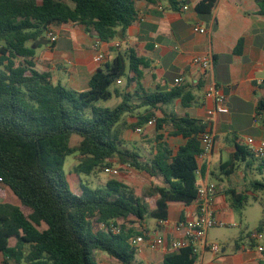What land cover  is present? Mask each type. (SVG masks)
Masks as SVG:
<instances>
[{"label":"trees","instance_id":"obj_1","mask_svg":"<svg viewBox=\"0 0 264 264\" xmlns=\"http://www.w3.org/2000/svg\"><path fill=\"white\" fill-rule=\"evenodd\" d=\"M139 1L161 0H0V253L14 264H97V251L120 264H143L128 240L144 229L145 217L165 221L171 205L189 206L196 198L199 135L211 128L207 122L164 110L177 99L187 106L194 95L179 86L146 90L141 81L148 63L132 49L98 68L87 90L77 92L53 82L49 71H38L32 61L34 49L27 45L49 27L64 23L84 25L99 40L109 41L117 29L124 31L135 21ZM168 1L173 10L184 2ZM257 2L264 14V0ZM214 7L215 0H200L194 10L209 16ZM242 43L241 38L234 54H240ZM117 80L124 84L110 90ZM204 84L205 79L196 89ZM258 87L264 89V82ZM112 96L121 98L115 107L97 105ZM262 112L260 96L254 113L261 117ZM125 116H134L136 126L154 119L156 131L168 128L169 135L181 136L184 143L173 151L158 134L150 156L142 158L121 140L117 125ZM73 135L79 137L75 145ZM226 153L227 159L217 162L209 177L223 186L230 207L240 211L248 194L233 188L234 180L241 166L243 174L251 170L257 156L237 136L229 139ZM69 155L77 161V174L90 175L116 164L157 177L161 184L142 189L139 195L114 178L101 187L80 184L71 190L63 171ZM260 160L261 175L264 158ZM247 188L264 193V179L248 180ZM5 189L18 206L10 203ZM118 219L123 224L115 234L109 225ZM253 232L264 233V219ZM195 260L187 247L165 252L162 264H195Z\"/></svg>","mask_w":264,"mask_h":264},{"label":"crops","instance_id":"obj_2","mask_svg":"<svg viewBox=\"0 0 264 264\" xmlns=\"http://www.w3.org/2000/svg\"><path fill=\"white\" fill-rule=\"evenodd\" d=\"M183 1L178 10L169 8L168 0L157 3L137 2L135 21L124 31L117 29L116 36L109 41L99 40L96 33L84 25L64 23L51 27L57 35L54 43H50L47 36H42L37 41L29 42L28 46L34 49L32 61L38 71H49L53 82H60L66 88L75 89L77 92L87 90L94 72L111 63L117 54L124 55L130 49L135 50L138 56L148 63L141 81L146 90H170L179 86L195 96L187 106H182L177 99L165 106L164 110L208 123L214 136V143L210 152L197 161L199 168L197 184L214 183L209 177L211 168L217 162L227 159L226 149L230 138L225 134L223 126L231 123L245 104L251 105L254 113L258 98L264 97V89L258 87V84L264 82V14L259 13L257 0H215V7L209 16H200L195 12L194 5L200 0ZM183 5L188 9H182ZM159 6L162 10L158 8ZM194 25L205 28L206 33L194 32ZM241 38L243 39L241 52L234 54L233 51ZM96 41H100L99 48L104 54L100 63L94 62V56L98 51L94 47ZM116 43L119 46L115 47ZM206 55L212 59V68L203 76L204 71L192 64L191 59ZM203 79L204 87L196 89ZM210 79H213L225 94L228 113H209L214 103L205 97L204 91ZM121 83L124 84V81ZM122 85L116 84L114 87ZM116 98L121 100L120 97ZM156 116L161 114L157 112ZM261 117H264V112ZM135 122L134 116H125L117 125L122 139H135V135L141 134L135 132L138 126L131 128V124ZM141 127L145 130V140H150L154 134L155 136L162 134L173 151L184 143L181 136L169 135L168 128L156 131L154 125L144 124ZM152 144L154 145L155 141ZM115 165L112 167H116ZM153 178L158 182L157 185L161 184L159 178ZM118 180L124 183L123 179ZM4 193L10 203L16 206L20 204L16 197L14 201L10 199L12 193L8 189H5ZM0 199L1 203L3 199ZM214 207L218 217L235 224L233 220L226 219L232 208L223 189L217 190ZM196 212L194 203L189 206L171 205L164 224L158 225L159 221H156V227L152 230H162L163 227L169 230L177 220L195 217ZM119 220L121 219L116 221ZM144 229L148 230L146 227ZM241 239L234 251H228L226 246L219 253H213L208 249L201 250L202 259L208 252L216 254L213 255L212 261L201 264H264V251L257 250L259 246H264V243L250 240L248 234ZM150 251L145 246L137 251L136 255L142 258L140 262L162 264L165 250L161 248L148 254ZM95 259L97 264H110L103 258ZM0 264L14 263L0 253Z\"/></svg>","mask_w":264,"mask_h":264},{"label":"rangeland","instance_id":"obj_3","mask_svg":"<svg viewBox=\"0 0 264 264\" xmlns=\"http://www.w3.org/2000/svg\"><path fill=\"white\" fill-rule=\"evenodd\" d=\"M46 36V33L43 34ZM28 45V44H27ZM123 83L119 84L122 85ZM69 89V87H67ZM114 85L110 87V90H113ZM75 90V89H74ZM120 99H117L115 96H112L111 99L98 102L97 105L113 108L119 103ZM172 109V108H171ZM136 125L131 124V128L134 129ZM223 130L225 134L228 135L229 138L233 136H237L241 140H245L248 137L252 138H262L264 139V117L256 116L253 113V108L249 104H245V106L241 109V112L237 114L231 123L223 126ZM135 139L127 140L122 139L124 144H127L133 150H136L139 154H141L142 158L149 157L152 151V142L155 139V134L151 136L150 140H145L146 134L143 129L141 134L135 135ZM79 140L78 136L73 135L71 138V145H75ZM261 158H264L262 156ZM260 157H257L256 162L252 166L251 170H246V174H243V166H241L237 172V176L234 180L233 188H235L239 192H246L248 194L247 204L240 211H236L234 209L230 210V214L227 215V220H233L235 222L234 226L225 225V226H215L210 228L207 234V242L208 244H217L219 247V252L221 249L226 246L228 251H234L236 244L240 242L241 237L253 232L260 220L264 219V193L255 192L252 193L248 188V180L250 179H264V173L261 175L257 170V166L262 164ZM77 164V161L74 159V155H69L65 158L63 164V171L66 176V180L69 184L71 190H77L80 184H87L88 186L95 188L101 187L103 184L107 182V180L114 178H120L124 180L127 186L132 187L134 192L139 195L142 189H147L153 185H157L158 182L148 175L145 172H138L129 167H118L119 175L110 176L105 174L102 169L95 171L90 175L77 174L74 171V166ZM264 168V166H261ZM250 171V172H249ZM217 190L220 191L223 188L217 181H213ZM255 195L256 198L253 197ZM15 197H12L10 194V199L15 200ZM1 200V199H0ZM150 203V202H149ZM156 220L150 217H145L142 226L146 227L148 230H152L156 227ZM135 230L137 229L134 228ZM138 230V229H137ZM259 243H264V237L258 241ZM151 254V251L148 252ZM213 255L210 252L206 253V255L201 258L200 251L196 255L195 264H201L205 262H209L213 260ZM95 257L97 259L103 258L106 261H109L110 264H116V260L107 254L97 251L95 252ZM105 257V258H104ZM136 260H142L140 255H136ZM115 261V262H114ZM144 264H148L146 261H143Z\"/></svg>","mask_w":264,"mask_h":264},{"label":"built area","instance_id":"obj_4","mask_svg":"<svg viewBox=\"0 0 264 264\" xmlns=\"http://www.w3.org/2000/svg\"><path fill=\"white\" fill-rule=\"evenodd\" d=\"M158 8L162 10L161 6ZM182 9L187 10L188 7L183 5ZM193 31L200 34L206 33V29L199 25H194ZM45 33L50 43H54L57 40V35L51 27H49ZM114 46L117 47L119 45L116 43ZM94 47L98 49L97 54L94 56V62L100 63L104 58V54L99 48L100 41H96ZM191 62L192 64L199 66L205 73L212 68V59L208 55L203 57H193ZM179 82L180 80H178V83ZM116 83L120 84L121 80H117ZM204 95L214 103L213 109L209 112L210 114L228 113L226 96L213 79L208 80L206 83ZM154 124V119H151L146 123V125ZM135 132L141 133L142 127H136ZM199 137L202 152L197 156V161L210 152L214 143L212 131H209L208 129L202 132ZM244 144L257 157L264 156V139L248 137L244 140ZM102 171L110 176L119 175V170L116 167H103ZM198 174L199 168H197L196 171V175ZM216 192L217 187L214 183L206 182L204 184H198L196 198L193 202L197 211L195 217L179 219L169 230L164 227L162 230L154 229L152 231L143 229L140 233L133 234L129 238V244L134 247L136 251H140L142 246H145L151 251L163 248L165 252L178 251L190 247L194 255H197V253L203 249H208L213 253H219L220 250L217 244H208L206 242L209 229L215 226H234L235 224L225 221L215 213L214 200ZM164 222L165 221H159L158 225H162ZM122 224L123 220L116 221L114 224L109 225V229L115 234L119 233L122 229ZM101 226L104 225L102 224ZM262 237H264V233H249V239L252 241H259ZM257 250L259 252L264 251V246H259Z\"/></svg>","mask_w":264,"mask_h":264}]
</instances>
